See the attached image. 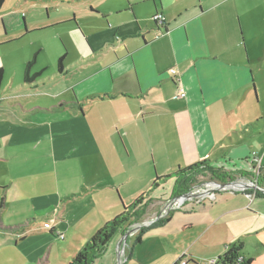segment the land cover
I'll return each mask as SVG.
<instances>
[{"label": "crops", "instance_id": "0c3cea01", "mask_svg": "<svg viewBox=\"0 0 264 264\" xmlns=\"http://www.w3.org/2000/svg\"><path fill=\"white\" fill-rule=\"evenodd\" d=\"M4 52L0 264L71 260L129 204L126 162L145 161L155 181L169 137L191 164L196 155L237 175L252 177L255 152L264 187V0H5ZM31 61L38 75L27 82ZM239 243L253 264L264 260L258 188L174 210L126 244L121 262L111 243L98 264H203Z\"/></svg>", "mask_w": 264, "mask_h": 264}, {"label": "rangeland", "instance_id": "374dc122", "mask_svg": "<svg viewBox=\"0 0 264 264\" xmlns=\"http://www.w3.org/2000/svg\"><path fill=\"white\" fill-rule=\"evenodd\" d=\"M242 50L245 51V48L243 46H242ZM4 56H5V52L2 53V55H0V62L3 64L5 63ZM171 138L172 137H169V140H168V142L172 140L170 143L171 149L168 150L165 154L161 155L160 157H157V162L153 161L152 163V175L155 176L154 179L156 178V176H159V177L162 176L164 174L163 171H165L166 166H169V164L171 163H173L174 165H178L180 163L182 165L181 169H184L187 167L185 163L187 164L190 163L191 165V162H189L190 160L187 159L188 157L183 156L182 153H178V150L176 149L177 144L181 146V142L179 138L175 139L176 141H174V138L172 139ZM191 146L192 145H190V147ZM178 157H180L179 161L181 162H178V163L174 162V161H177L176 159H178ZM189 158L196 159V162H199L200 160V158H198L196 155L189 157ZM145 164H146L145 161H142L141 163H139L136 160L126 162V165H125L126 172H125L124 177L120 178L121 180H120L119 189L122 193L124 200L128 202L129 204L135 201L140 196L147 195L148 190L153 185L154 180L152 182H147V174L151 172L150 170L146 169ZM154 168L156 170V173H155ZM177 170L178 168H173L169 170V172L167 173H173ZM243 172L248 173V171L246 170H243ZM235 176H236V179L238 177H241L240 175H237V174ZM254 177L255 175L253 176L252 174V177L247 176V179L253 181ZM193 179H194V182L190 185V188L187 191H185L186 193L196 192V190L200 189V187L205 185V183H209L211 181H218L221 183L228 182V181L222 182L218 180L217 178L213 177L209 172L204 171V170L200 172L199 174H197L196 176H194ZM250 187L252 188L254 187L258 189L260 188V186L256 183L254 185L251 184ZM174 191H175V187L173 185V181L164 182L161 184L160 187L155 188V190L151 192V195L149 194V196L146 197L144 201L146 206L145 207L141 206L140 208L137 209V211L143 210V213L140 214L141 216H139L137 219H131L132 220L131 224L126 225L125 228L127 231L129 228H131L132 225H135V226L140 225V227L130 233V235L128 236L126 240V243H124V240H123L124 239L123 234H125L126 231L125 233H119L117 235V238L114 237L111 240V243L114 246L116 245L115 250L118 252V255L119 253H121V256L122 257L124 256V250H125L126 244H131V242L134 241V239L139 235L141 231L145 232L150 227L155 226L156 222L170 215L172 211L177 210L176 208L178 207L175 206L176 205L175 204L174 209L168 212L166 211L167 208H169L168 204L171 201H173L175 197H177ZM185 192L183 193L186 194ZM183 193H181V195H183ZM186 205L187 204L185 205L178 204V206H181L180 208H183ZM46 215H50V214H46ZM61 242L63 243V241ZM66 247H67L66 244H63L62 251H64ZM64 260L66 261L65 264H69L71 261L70 258H67V257H65ZM256 264H264V260H258V263Z\"/></svg>", "mask_w": 264, "mask_h": 264}, {"label": "trees", "instance_id": "16d2710c", "mask_svg": "<svg viewBox=\"0 0 264 264\" xmlns=\"http://www.w3.org/2000/svg\"><path fill=\"white\" fill-rule=\"evenodd\" d=\"M4 2L5 0H0V9ZM63 61L64 57H61L58 62L59 71H63ZM32 63L33 62L31 61L26 69L25 80L27 82L34 80L35 77L38 75H29V69ZM3 76L4 71L2 68H0V93L3 83ZM178 79V77H176L175 79L177 83ZM203 170L209 172L213 177L217 178L222 182L232 181L236 178L235 172L226 171L222 168L214 167L209 163L208 159H204L199 162L193 163L184 169L179 168L173 173H169L160 177L157 176L155 181L153 182L150 191L157 188L161 183L168 182L169 180H174V192L177 196H180L181 193L187 191L190 188V185L194 182L193 177L202 172ZM240 174L243 176H249V172L247 174H245L244 172H240ZM257 193L260 194L259 192ZM145 199L146 195H142L132 203L125 205L124 211L112 220L107 221L102 227H100L94 233V235L81 247V249L72 257L69 264H98L102 257L108 251V248L111 244V240L117 234L125 233V227L126 225L131 224V219H137L139 216H141L140 214L143 213V210L137 211V209L141 206H146L144 202ZM168 218L169 215L156 222V225L163 224L168 220ZM143 233L144 231H141L139 235L134 239V242L139 241ZM241 250V243L230 245L223 253V255L218 258V262L216 264H253V259L243 256L241 254ZM240 257L241 260H239Z\"/></svg>", "mask_w": 264, "mask_h": 264}, {"label": "built area", "instance_id": "2783aa9c", "mask_svg": "<svg viewBox=\"0 0 264 264\" xmlns=\"http://www.w3.org/2000/svg\"><path fill=\"white\" fill-rule=\"evenodd\" d=\"M153 20L155 22H157L158 24L163 25V22H165L164 20V16L162 13L158 12L153 16ZM169 72L173 75V76H177L178 75V71L177 68L172 67L170 68ZM178 85L180 86L179 89V97H183L185 95L183 87L180 84V79H178ZM251 166H252V170H253V176L255 175L253 181L252 180H248L246 176H241L238 177L237 179L235 178L232 181H235V183H231L232 181H228L225 183H221L218 181H211L209 183H205V185H203L202 187H200V189H197L196 192H190V193H186L180 196H177L173 199V201H171L168 204L167 208V212L171 211L172 209H174V205L177 206L179 209L181 206L179 205H185V204H193V205H201L204 203H212L214 201H216L218 194L220 191H225V190H231V191H245L251 184H258V181L261 175V160L256 156L255 152L252 153L251 155V162H250ZM246 177V178H245ZM260 191H262L264 193V188L260 187L259 188ZM191 199V200H190ZM193 201V202H191ZM176 202V203H175ZM157 220V218H156ZM45 227L51 229L52 225L50 222H46L45 223ZM60 238L64 237V234H60L58 235ZM184 258H180L179 261L177 262L178 264H185L187 262V260H183ZM121 260H122V256H121ZM239 260H241V257L239 258ZM218 262V259H213L209 262L203 263V264H216Z\"/></svg>", "mask_w": 264, "mask_h": 264}, {"label": "water", "instance_id": "95a60500", "mask_svg": "<svg viewBox=\"0 0 264 264\" xmlns=\"http://www.w3.org/2000/svg\"><path fill=\"white\" fill-rule=\"evenodd\" d=\"M231 183H235V181H232ZM249 187H250V186H249ZM139 227H140V225H137V226L132 225L131 228H129V229L126 231V233L123 234V237H124V239H123V240H124V243H126V240H127L128 236L130 235V233H131L132 231L138 229ZM118 261L121 262V253H119V255H118Z\"/></svg>", "mask_w": 264, "mask_h": 264}, {"label": "flooded vegetation", "instance_id": "af4514ba", "mask_svg": "<svg viewBox=\"0 0 264 264\" xmlns=\"http://www.w3.org/2000/svg\"><path fill=\"white\" fill-rule=\"evenodd\" d=\"M164 24V23H163ZM249 176H251L250 174H249ZM247 177V176H246ZM258 185L260 186V187H263V186H261L260 184H259V181H258Z\"/></svg>", "mask_w": 264, "mask_h": 264}]
</instances>
